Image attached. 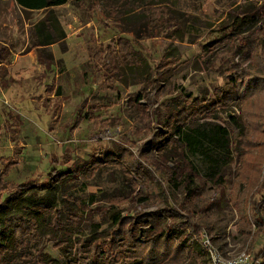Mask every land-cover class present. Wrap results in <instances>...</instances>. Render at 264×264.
Segmentation results:
<instances>
[{"label": "rangeland", "instance_id": "rangeland-1", "mask_svg": "<svg viewBox=\"0 0 264 264\" xmlns=\"http://www.w3.org/2000/svg\"><path fill=\"white\" fill-rule=\"evenodd\" d=\"M117 1L124 4L114 8ZM260 3L69 0L54 7L66 33L64 42L32 48V27L44 11H24L14 0H0V45L10 48L0 75V171L4 173L0 198L25 181H45L52 169L63 172L76 161L87 163L105 151L115 152L113 163L82 168L76 178L60 182L53 194L28 192L30 201L45 219L55 201L62 223L68 222L65 208L74 210L78 222L69 223L72 237L83 236L90 242L98 235L108 237L114 215L171 206L201 227L221 257L243 251L256 255L264 249V235L258 236L261 229L252 220L250 201L264 195L259 186L264 171V84L261 89L257 84L246 89L243 83L252 75L264 79ZM251 13L253 20L233 29L235 17L239 20ZM123 53L128 57L123 59ZM152 76V81H145ZM232 76L238 77L237 90L229 84ZM235 91L239 96L228 99ZM175 97L195 111L221 98L210 118L227 127L233 148L235 140L240 147L241 142L231 117L245 126L242 144L249 154L236 162L234 149L233 160H224L223 182L204 177L220 164L217 156L201 147L190 155L200 176L191 197L182 185L164 182L141 155L145 141L166 131L165 106ZM67 149L68 163L63 156ZM164 153L172 166L175 154ZM129 155L148 166L143 181L135 172H126L123 160ZM2 158L14 163L6 166ZM184 227H180L182 237L190 232ZM60 238L38 230L25 248L11 247L8 264H40L42 254L66 264L55 245ZM196 249L197 257L180 264H213L203 243Z\"/></svg>", "mask_w": 264, "mask_h": 264}, {"label": "trees", "instance_id": "trees-1", "mask_svg": "<svg viewBox=\"0 0 264 264\" xmlns=\"http://www.w3.org/2000/svg\"><path fill=\"white\" fill-rule=\"evenodd\" d=\"M69 0H14V2L24 11L42 10L44 16L37 21L31 31V47L47 46L54 43H62L66 38L65 30L54 7L63 5ZM81 1V0H77ZM260 1L258 7L264 13V0ZM114 8L120 7L121 2L117 1ZM110 3L108 6L110 7ZM106 5V8H108ZM117 10V9H116ZM256 12V10H255ZM254 13L245 16L241 19L235 17L233 29L238 30L245 23L254 19ZM126 43V41H125ZM127 45V44H126ZM126 48V47H125ZM133 51H136L131 46ZM10 55L8 45H0V75L4 72L7 59ZM128 57V54L123 53L122 58ZM113 61L114 57L111 58ZM117 68L113 67L115 71ZM155 73V71L153 72ZM146 78L145 81H152ZM232 88L235 85L238 89V77H231L229 82ZM245 88L252 85H258L259 89L263 88L264 79L256 76H248L246 82L243 83ZM220 90L218 89L217 92ZM57 95L60 92L57 91ZM238 91L229 92L228 99L238 97ZM188 100L190 95L185 96ZM221 99V98H220ZM219 101L221 102V100ZM217 100L208 102L205 108L201 107L198 111L185 107L184 99L175 97L170 103L165 106V132L156 133L154 138L144 142L141 147V155L149 161L147 165L161 175L163 181L172 187L183 186V189L188 196H192V185L200 177L197 168L192 162L190 155L198 148H204L217 156L221 161L220 164L208 175L206 179L214 182H223L224 160L232 161L234 149L236 150V162H240L243 156H247L249 152L243 146V137H245V126L237 121L236 117H231L235 121L238 128V140L241 142V147L235 140V147H232L230 132L226 126H222L213 122L210 116L217 108ZM85 116H87L85 114ZM80 117V121H81ZM198 119V120H197ZM256 144V142H253ZM170 150L176 156L174 164L169 165L164 159L166 158L165 151ZM124 151H120L121 156ZM119 154V155H120ZM64 162H69L70 150L67 149L64 153ZM116 156L115 152L105 151L103 155L95 157L91 162L72 163L70 168L63 172H58L52 169L48 173V178L45 181H37L31 179L15 185L7 195L0 198V264H8V252L11 247H19L23 249L30 241L34 240L37 231L42 230V233L48 235L60 234L61 238L55 242L62 253L66 264H180L186 258H195L198 256L196 246L202 243L201 227L178 213L171 206L158 208L151 212H143L139 214H131L121 216L114 215L112 218V229L107 238L96 236V241H91L83 236L72 237L71 226L77 223L78 215L68 206L65 208V214L68 219L67 223L61 222V211L51 201L49 205L48 217L40 213V209L35 207L30 201V193L39 190H45L46 194H53L60 182L66 178H76L82 168L98 167L104 162L113 163ZM131 157V158H130ZM156 157V160H149ZM3 159V158H2ZM125 170L127 173L133 171L139 178L144 180L149 170L148 166L136 161L129 155L128 159H124ZM6 166L14 162L3 159ZM123 166V168H124ZM4 174L0 171V175ZM131 186H135V181L129 177ZM203 178V177H202ZM4 183L0 176V190ZM264 189V171L261 184ZM134 188V187H133ZM192 189V190H191ZM131 197L132 192L130 193ZM189 197V198H190ZM250 209L252 211V220L255 227L260 228L258 236L264 235V195L259 199L250 201ZM47 220V222L45 221ZM181 225L188 228L190 232L184 237L180 234L183 229ZM191 236V237H190ZM195 238V239H192ZM142 238L143 241L138 240ZM187 238V240H186ZM190 238V242H188ZM264 238V237H263ZM194 246H193V245ZM256 258H262L264 264V249H261L256 255ZM40 264H58V262L47 254L40 255L38 259Z\"/></svg>", "mask_w": 264, "mask_h": 264}, {"label": "built area", "instance_id": "built-area-1", "mask_svg": "<svg viewBox=\"0 0 264 264\" xmlns=\"http://www.w3.org/2000/svg\"><path fill=\"white\" fill-rule=\"evenodd\" d=\"M202 243L208 249L213 264H263L259 258H256L252 254L245 251L229 258L221 257L219 253L210 246L204 233L202 234Z\"/></svg>", "mask_w": 264, "mask_h": 264}, {"label": "crops", "instance_id": "crops-1", "mask_svg": "<svg viewBox=\"0 0 264 264\" xmlns=\"http://www.w3.org/2000/svg\"><path fill=\"white\" fill-rule=\"evenodd\" d=\"M5 67H6V65H5Z\"/></svg>", "mask_w": 264, "mask_h": 264}]
</instances>
